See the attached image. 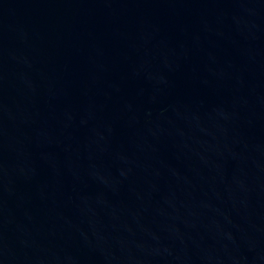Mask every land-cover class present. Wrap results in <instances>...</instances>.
Listing matches in <instances>:
<instances>
[{
  "label": "water",
  "instance_id": "95a60500",
  "mask_svg": "<svg viewBox=\"0 0 264 264\" xmlns=\"http://www.w3.org/2000/svg\"><path fill=\"white\" fill-rule=\"evenodd\" d=\"M0 264H264V0H0Z\"/></svg>",
  "mask_w": 264,
  "mask_h": 264
}]
</instances>
